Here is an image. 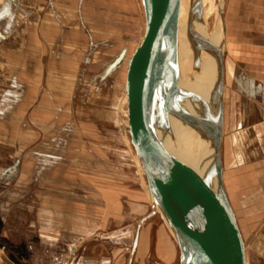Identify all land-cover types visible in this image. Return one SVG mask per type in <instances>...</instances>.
Listing matches in <instances>:
<instances>
[{
  "label": "rangeland",
  "instance_id": "1",
  "mask_svg": "<svg viewBox=\"0 0 264 264\" xmlns=\"http://www.w3.org/2000/svg\"><path fill=\"white\" fill-rule=\"evenodd\" d=\"M213 1L224 22L227 0ZM15 13L20 19L15 20ZM98 14L109 18H98ZM144 26L143 0H0L4 111L11 102L21 100L14 130L10 123L3 127L4 173L15 162V145L25 170L23 180L34 172L33 167L27 172L29 165H24L30 151L60 153L67 159L65 167L36 173L34 183L11 184L5 179L0 187V249L9 263L73 264L77 259L80 252L73 249L82 238L75 220L61 223L68 225L57 221L62 234L52 235L60 237L53 243L44 234L48 220L41 216L43 181L64 179L69 183L68 211L93 212L97 227L92 238L98 254H106V248L110 254L114 251L117 262L129 264L132 258V264H143V251L133 249L136 232L143 229L146 178L123 112L121 70L118 67L109 76L105 65L110 61L114 65ZM229 66L226 82L234 75V67L229 71ZM17 131L15 143L10 135ZM146 187L148 201L157 212L147 182ZM51 189L59 196L60 187ZM58 199L53 208L66 209ZM108 200L112 201L108 204ZM159 217L158 213V221ZM243 239L247 247L250 239Z\"/></svg>",
  "mask_w": 264,
  "mask_h": 264
},
{
  "label": "crops",
  "instance_id": "2",
  "mask_svg": "<svg viewBox=\"0 0 264 264\" xmlns=\"http://www.w3.org/2000/svg\"><path fill=\"white\" fill-rule=\"evenodd\" d=\"M97 17L105 16L98 14ZM14 18L20 19L17 13ZM224 25L225 39L227 38L225 62L228 66L230 65L229 71L231 66L234 67V75L231 71L233 77L225 82V119L222 141L224 182L241 233L246 239H250L246 247L247 264H264V0H227ZM111 62L105 65L109 76L113 71V62L110 65ZM20 102L21 100L16 99L4 111V102L0 98V187L5 184V179L11 184L22 182L29 185L34 183L31 179L41 174V171L48 173L53 167H65L67 163V159L60 153L30 151L28 157H24V159L27 158L24 165H29L30 169L27 172H31L32 167L34 172L27 174V180L20 179L21 172L25 170L20 166L21 153L15 145V150L12 147L15 162L8 167L7 173H4L3 127L5 123H10L14 130V124L20 118L18 111ZM10 136L15 138L16 143L19 131ZM34 185L39 183L35 181ZM68 185V181L64 179L55 181L47 179L42 183L44 193L42 215H40L48 220L44 224V234L48 241L55 243L61 237L62 228L56 227L58 220L60 225H68L61 224L62 221L75 220V230L81 236L82 243L73 249L76 253L80 252L73 264H123L124 260L117 262L114 251L110 254L109 249L105 248L106 254H98V248L92 238L97 227L94 225L93 212L68 211L66 189ZM48 187L50 189L47 190ZM54 187H60L59 196L52 194L51 188ZM57 198H60L58 199L60 202H64L66 209L53 208V202ZM111 201L108 200V204ZM157 218L158 213L154 205L148 201L145 181L143 182V229L139 227L136 232L133 252L143 251V264L150 262L174 264L176 260L180 262L178 242L161 216L159 221ZM85 219L90 223L85 222ZM52 235L60 237L53 238ZM132 262V258L129 259L128 263L132 264ZM0 264H13L8 262L2 249H0Z\"/></svg>",
  "mask_w": 264,
  "mask_h": 264
},
{
  "label": "water",
  "instance_id": "3",
  "mask_svg": "<svg viewBox=\"0 0 264 264\" xmlns=\"http://www.w3.org/2000/svg\"><path fill=\"white\" fill-rule=\"evenodd\" d=\"M143 5L144 29L112 69L121 70L123 112L131 143L144 170L148 193L159 214L181 232L180 264H247L243 235L223 174L224 56L219 58L220 124L191 114L182 100L161 104V96L178 88L181 0H143ZM159 56L170 67L164 79V84L168 79L169 83L161 86L160 94L150 87ZM150 113L164 119L182 115L205 131L213 144L212 166L196 165L189 160L176 140L158 130Z\"/></svg>",
  "mask_w": 264,
  "mask_h": 264
},
{
  "label": "bare ground",
  "instance_id": "4",
  "mask_svg": "<svg viewBox=\"0 0 264 264\" xmlns=\"http://www.w3.org/2000/svg\"><path fill=\"white\" fill-rule=\"evenodd\" d=\"M216 7L213 0H181L177 43L178 88L174 93H165L159 101L161 104H172L182 100L184 108L191 114L207 117L214 123L220 124L219 84L221 70L219 58L224 56L227 38L225 39L224 22L219 15L217 16L218 9ZM157 62L158 68L150 87L160 94L161 86H167L169 83L168 79L164 84V79L170 71V67L163 63L161 56L158 57ZM225 82L226 62L224 84ZM150 118L163 135L180 144L183 154L194 164H201L204 167L212 166L214 149L212 140L205 131L182 115L169 116L164 119L161 115L150 113ZM224 119L225 93L223 131ZM161 218L178 242L179 238L181 239V232L173 229L162 216Z\"/></svg>",
  "mask_w": 264,
  "mask_h": 264
}]
</instances>
